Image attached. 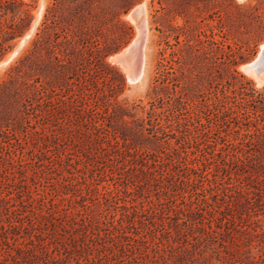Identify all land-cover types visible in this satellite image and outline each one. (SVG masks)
I'll list each match as a JSON object with an SVG mask.
<instances>
[{
	"label": "rangeland",
	"instance_id": "rangeland-1",
	"mask_svg": "<svg viewBox=\"0 0 264 264\" xmlns=\"http://www.w3.org/2000/svg\"><path fill=\"white\" fill-rule=\"evenodd\" d=\"M18 1L32 22L11 40L0 34V65L35 30L0 66V213L3 199L30 197V190L81 197L88 187L116 184L128 191L116 196L121 203L148 210L145 264H264V143L232 144L247 129L242 113L254 121L262 115L255 110H264V80L243 69L264 46V0ZM143 4L146 70L132 83L111 58L136 40L126 16ZM158 119L171 127L155 136L149 129ZM115 130L148 152L147 176L128 165L125 148L112 146ZM241 149L245 157L233 158ZM112 172L121 178L112 180ZM187 178L202 182L191 190ZM208 178L217 180L211 194L202 189ZM227 187L244 192L227 195ZM218 226L230 234H212Z\"/></svg>",
	"mask_w": 264,
	"mask_h": 264
},
{
	"label": "trees",
	"instance_id": "trees-1",
	"mask_svg": "<svg viewBox=\"0 0 264 264\" xmlns=\"http://www.w3.org/2000/svg\"><path fill=\"white\" fill-rule=\"evenodd\" d=\"M8 16L11 17L13 23L6 24L8 25L6 28L2 20ZM16 19L19 21L26 19L28 22L17 26ZM31 22L32 16L27 9H23L22 2L0 0V34H3L6 41L23 35ZM29 57L27 56L26 59L28 60ZM25 62L22 60V64L12 69L13 78L20 75ZM159 80L161 78L157 79ZM39 91L40 89H36V93ZM182 99V97L177 98V109L185 106ZM151 105L152 107L149 110L145 109V112L150 118L147 122H150L152 126V117L156 113V108L153 104ZM207 107L209 110L215 109L216 103L213 102ZM90 111L94 110L89 108ZM194 111V114L198 116L199 111L197 109ZM255 111H261L262 115H256L254 121L251 120L252 115L242 113L245 117L243 118L248 121L247 129L245 133L238 131L240 133L239 142L232 143L233 145L248 146L256 142L264 143V110ZM131 114L129 116H133ZM142 120L144 122V119ZM123 121L128 123L124 119ZM177 122L181 124L180 121ZM154 123L155 130L151 128L149 131H153L155 136L159 132L166 133V128L171 127L170 125L165 126L160 119ZM250 124L254 126V130L249 129ZM112 135L114 136L112 146L118 150L125 148L122 152L125 154L122 157L127 160L128 165L140 170L143 176H147L150 168L144 158L148 152H141L138 145L134 143L128 145V137L124 133L115 130ZM119 138L124 141V145L120 143ZM131 149H135L134 152H131ZM128 156L131 159H127ZM232 156L237 160H242L245 153L243 149L233 150ZM187 168L193 173H198L200 170L206 171L201 167L197 168V166L188 164ZM118 174L122 175L121 173L114 175L112 172V180L121 178ZM202 177L200 174V178ZM200 178H187L184 183L186 182L192 190L199 182H202ZM208 181L209 184L203 185L202 189L211 194L212 190L216 189L217 180L208 178ZM190 191L187 192L190 194ZM223 191L227 195L228 191H234V194L244 192L237 188L233 190L231 187L224 188ZM29 192L30 197L18 196L3 199L4 206L0 213V264H145L148 241L143 231L148 224L143 218L148 210L144 207L139 209L137 205H128L126 201L121 203V199L119 201L116 196L121 192L127 193L126 188L115 184L113 189H104L102 192L97 188L88 187L81 197H45V191H37V197H33V191ZM93 192L103 197H85ZM206 200L209 201L208 198ZM210 232L230 234V229L226 226L211 227Z\"/></svg>",
	"mask_w": 264,
	"mask_h": 264
},
{
	"label": "bare ground",
	"instance_id": "bare-ground-1",
	"mask_svg": "<svg viewBox=\"0 0 264 264\" xmlns=\"http://www.w3.org/2000/svg\"><path fill=\"white\" fill-rule=\"evenodd\" d=\"M146 4V3H145ZM145 4H143V5H140V6H138L135 10H137V9H140L141 10V12H142V15H143V17H144V20H143V22H142V24H141V22L138 20V19H136V18H134L133 16H132V14H130V15H128V16H126V18H128V19H130V20H132L135 24H136V26H137V29H138V36H137V38H136V40L127 48V49H125L124 50V53L125 54H128V56L130 57V59L131 60H133L134 62H142V67H141V69H139L137 66L136 67H133V66H130V65H127V64H122V67H123V69H124V71L126 72V74L128 75V78H129V81L130 82H132V83H136V82H140L141 80H142V77H143V75H144V70H146V69H144L145 67H144V60L146 59V56L147 55H145L144 54V50L146 49V46H147V44L146 45H143L141 48H142V56L141 57H139V56H137L134 52H133V48L136 46V47H138V46H140V42H139V37L141 36V35H144V37L145 38H147L149 35H148V30H147V22H146V17L148 18V15H146V12H145ZM134 10V11H135ZM147 10V9H146ZM38 14V13H37ZM148 14V13H147ZM132 22V23H133ZM134 25V24H133ZM135 26V25H134ZM144 26V27H143ZM148 35V36H147ZM27 41V39H21L20 40V42H19V45H18V47H17V49L16 50H19L22 46H23V44H25V42ZM15 50V51H16ZM120 55H121V53L120 54H118V55H116V56H114V57H112L111 59L113 60V61H116V59L117 58H119L120 57ZM14 57V54L12 53L11 55H9L7 58H6V60H4V62L0 65V66H2V65H5V64H7L12 58ZM148 58V57H147ZM252 64H248L247 66H244L243 67V69L244 70H246V68L247 67H250ZM137 76V77H136ZM135 77V78H134ZM257 81H258V83H260V82H262L263 80H264V75H262V76H260V77H254ZM262 83H264V82H262ZM261 83V84H262ZM260 84V85H261Z\"/></svg>",
	"mask_w": 264,
	"mask_h": 264
},
{
	"label": "water",
	"instance_id": "water-1",
	"mask_svg": "<svg viewBox=\"0 0 264 264\" xmlns=\"http://www.w3.org/2000/svg\"><path fill=\"white\" fill-rule=\"evenodd\" d=\"M131 14H132V16L134 18L138 19L141 22V24H142V22L144 20V17L142 15V12H141L140 9H137L135 11L133 10L131 12ZM34 30H35V25L32 26L30 31L27 33V35L23 39H28L32 35ZM139 42H140V46H138V47L135 46L133 48V52L137 56L141 57L142 56V48L141 47L143 45H145V43H146V38L144 37V35H141L139 37ZM17 51L18 50L14 51L13 54L15 55L17 53ZM116 61L118 63H120L121 65L122 64H127V65H130V66H133V67L137 66L139 69H141V67H142V62H134L133 60L130 59L128 54L124 53V51L121 52L120 57L117 58ZM250 64H252V65L250 67H247L246 70H245L247 73L253 74L255 77H260V76L264 75V46L262 48L261 53L257 57V59L254 62L250 63Z\"/></svg>",
	"mask_w": 264,
	"mask_h": 264
}]
</instances>
